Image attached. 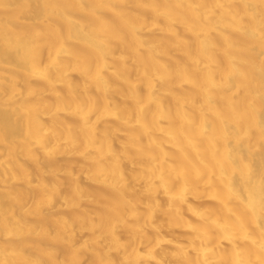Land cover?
Returning <instances> with one entry per match:
<instances>
[{
    "label": "bare ground",
    "instance_id": "6f19581e",
    "mask_svg": "<svg viewBox=\"0 0 264 264\" xmlns=\"http://www.w3.org/2000/svg\"><path fill=\"white\" fill-rule=\"evenodd\" d=\"M0 262L262 264L264 2L0 0Z\"/></svg>",
    "mask_w": 264,
    "mask_h": 264
},
{
    "label": "snow or ice",
    "instance_id": "6c2138e0",
    "mask_svg": "<svg viewBox=\"0 0 264 264\" xmlns=\"http://www.w3.org/2000/svg\"><path fill=\"white\" fill-rule=\"evenodd\" d=\"M264 2V0H262ZM261 208L262 212H264V177H262V183H261ZM262 249H264V230H262ZM0 264H3V262H0ZM262 264H264V261H262Z\"/></svg>",
    "mask_w": 264,
    "mask_h": 264
},
{
    "label": "rangeland",
    "instance_id": "374dc122",
    "mask_svg": "<svg viewBox=\"0 0 264 264\" xmlns=\"http://www.w3.org/2000/svg\"><path fill=\"white\" fill-rule=\"evenodd\" d=\"M0 147H1V145H0Z\"/></svg>",
    "mask_w": 264,
    "mask_h": 264
}]
</instances>
